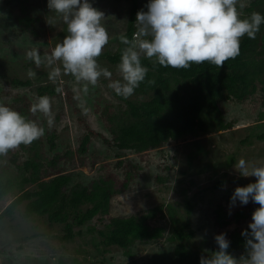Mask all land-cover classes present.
I'll return each instance as SVG.
<instances>
[{"label":"rangeland","instance_id":"374dc122","mask_svg":"<svg viewBox=\"0 0 264 264\" xmlns=\"http://www.w3.org/2000/svg\"><path fill=\"white\" fill-rule=\"evenodd\" d=\"M249 1L239 0L240 13ZM90 2L105 13L102 23L108 31L109 41L97 61L101 67L108 68L112 76H101L97 85H89L87 95L81 93L80 99H76L74 90L82 87L84 82L75 81L71 74H62V79L53 82L49 73L55 67L62 68L59 61L51 66L42 64L37 67L26 57V52L32 48H38L41 55H50L56 44L68 35L67 24L61 15L48 8L47 0H27L25 10L20 0H0V102L23 112L25 117L45 128V134L37 139L44 163L41 169L44 179L57 173H70V184L81 182L90 186L96 179L109 177L121 190L111 197L107 213H99L82 227L87 230L93 226V231L66 241L58 237L62 233V224L51 226L46 217L28 216L24 202L13 219L0 220V264H179L175 241L169 239L173 222L166 206L170 204L176 209L175 217L182 218L186 212V199H193L190 219L195 234L184 243L198 253L200 260L202 255L211 254L212 249L218 247L217 234L226 233V238L231 241L230 234L246 229L253 211L259 207L251 200L246 205L239 201L232 205L230 197L237 186H246V182L256 180L254 176H242L234 168L236 162L244 158L249 163H264V119L261 120L259 114L264 110L262 84L258 83L256 91L242 101L230 98L219 103L225 121H233L230 128H212L206 133L171 140L159 148L143 152L120 150L104 139L112 142L111 128L115 122L129 116L127 101L146 97L134 91L130 97L124 98L109 87L111 81H122V73L119 63L110 62L104 54L118 51L119 37L126 31L133 0ZM147 4L148 0H138L139 11H147ZM26 16L34 21L26 23ZM141 58L148 57L142 55ZM29 69L36 72L35 77L28 76ZM13 78L30 80L31 84L16 85ZM45 85L57 89L53 94H45L52 99L54 123L51 128L43 113L30 111L39 97V87ZM89 130L93 134L88 149L81 152V141ZM51 132L56 135L54 148L50 147ZM32 144H21L5 152L1 160L5 174L18 173L11 156L17 153L19 161L25 160L33 155ZM191 152L193 159L189 161ZM55 156H58L57 163L52 166L50 162ZM120 160H123L122 164H119ZM127 170L133 173L128 181ZM218 179L226 182L213 188ZM36 187V183L28 184L30 189ZM183 188H186L185 195ZM13 197L2 201V207L7 206ZM220 205L230 214L237 208H244L249 214L239 221L229 218L231 222L223 226L217 221L215 212ZM157 206H162L165 217L158 212L149 222L153 226L166 227L163 237L136 241L127 248L102 242L98 230L105 228L110 218L143 215ZM232 254L238 259L246 256V246Z\"/></svg>","mask_w":264,"mask_h":264},{"label":"trees","instance_id":"16d2710c","mask_svg":"<svg viewBox=\"0 0 264 264\" xmlns=\"http://www.w3.org/2000/svg\"><path fill=\"white\" fill-rule=\"evenodd\" d=\"M27 0H20L22 9L25 10ZM264 0H251L241 11V18L250 16L253 11L264 13ZM261 5V6H259ZM139 11L138 0H133L129 12L126 31L129 39L134 38L139 29L136 22V14ZM26 23H32L31 17H24ZM264 24L255 39L241 37L240 52L235 58H230L222 66H217L208 61L197 64L192 63L188 68L163 67L155 62L154 58H141L142 65L148 68L144 81L135 89L137 94L145 96L144 99L128 100L127 119L115 122L111 131L112 142L107 138L106 142L113 143L120 150H133L143 152L152 148H159L171 140L197 136L206 133L212 128H230L233 122L225 121L219 103L223 100L235 98L244 100L256 91L257 84L261 83L264 92ZM124 44L120 41L118 51L106 53L104 56L114 63H120ZM16 85L29 86L30 80L12 79ZM39 96L47 92L53 94L57 89L45 85L39 87ZM24 115L23 112H20ZM264 119V110L260 113ZM25 116V115H24ZM93 131L83 137L80 151L86 152ZM264 137V136H262ZM56 135L49 134L50 147L54 148ZM33 155L23 161L14 153L11 162L17 167L18 173L7 175L1 168V160L5 153H0V220L13 219L18 207L26 202V214L30 217H46L51 226L62 224V233L58 237L63 240H71L76 235L83 236L91 232L95 227H82L96 217L99 213H107L111 197L121 190L117 188L109 177H101L94 180L90 186L81 182L71 183L70 173H57L44 179L41 175L43 160L39 155L37 139L30 146ZM10 151V150H8ZM121 156V153H117ZM58 156L51 160L55 166ZM193 159L191 152L188 160ZM233 160V159H231ZM123 160L119 161L122 164ZM132 171H126L127 181L132 178ZM226 182L218 179L213 188ZM253 182V181H252ZM36 183L35 189L28 188V184ZM250 183V182H249ZM248 182H246V185ZM127 182L124 183V187ZM186 188L182 189L185 195ZM14 196L11 202L2 207L1 203L7 197ZM89 204L87 208H83ZM186 212L182 218L175 217L176 209L169 204L166 206L168 214L172 218L169 239L175 241V254L179 264H198L199 255L192 251L184 241L192 238L195 229L191 226V213L194 207L193 199H186ZM161 212L162 206H157L143 215L117 216L110 218L105 228L99 229L105 245H118L127 248L136 241L157 240L164 236L166 227L153 226L149 219L155 218ZM216 218L220 225H227L231 220L239 221L248 216L244 208H237L230 214L222 205L216 209ZM229 218H232L229 220ZM97 230V229H96ZM242 230H235L230 234V246L228 251L234 253L245 246V237ZM218 250V247L212 249ZM209 255V254H208Z\"/></svg>","mask_w":264,"mask_h":264},{"label":"clouds","instance_id":"9594fccd","mask_svg":"<svg viewBox=\"0 0 264 264\" xmlns=\"http://www.w3.org/2000/svg\"><path fill=\"white\" fill-rule=\"evenodd\" d=\"M238 4L239 0H148L147 11L136 14L139 29L134 38L123 34L119 37L125 45L118 65L122 81H111L109 87L121 97H130L148 72L142 65V55L154 58L163 67L173 68H188L192 63L205 61L220 67L226 60L235 58L240 52L241 37L255 39L264 24L261 12L253 11L241 18ZM47 6L61 15L68 35L50 55H41L38 48H32L26 57L37 67L59 61L62 68H53L49 79L55 82L62 79V74H71L75 81L84 82L74 90L75 98L80 99L81 93L87 95L89 85H97L101 76H112L97 61L109 41L102 23L105 13L90 0H47ZM27 74L30 78L36 76L32 69ZM30 111L43 113L48 127H52L54 112L49 96L37 97ZM44 134L42 125L0 102V153L28 145ZM234 168L242 176L256 177L246 186H237L230 197L232 205L237 201L246 205L250 200L259 204L248 227L241 232L247 255L238 259L230 253V241L226 233H220L215 236L218 250L202 255L199 264H264V163H249L241 158Z\"/></svg>","mask_w":264,"mask_h":264}]
</instances>
